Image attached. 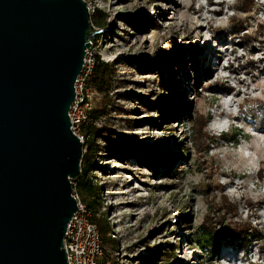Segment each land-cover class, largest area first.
I'll use <instances>...</instances> for the list:
<instances>
[{"label":"rangeland","instance_id":"1","mask_svg":"<svg viewBox=\"0 0 264 264\" xmlns=\"http://www.w3.org/2000/svg\"><path fill=\"white\" fill-rule=\"evenodd\" d=\"M84 1L91 53L113 70L89 173L115 241L105 261L264 264V0L246 13L238 0ZM218 218L246 235L214 249L202 226Z\"/></svg>","mask_w":264,"mask_h":264},{"label":"water","instance_id":"2","mask_svg":"<svg viewBox=\"0 0 264 264\" xmlns=\"http://www.w3.org/2000/svg\"><path fill=\"white\" fill-rule=\"evenodd\" d=\"M91 33L84 0H0V264H68L83 155L68 112Z\"/></svg>","mask_w":264,"mask_h":264},{"label":"trees","instance_id":"3","mask_svg":"<svg viewBox=\"0 0 264 264\" xmlns=\"http://www.w3.org/2000/svg\"><path fill=\"white\" fill-rule=\"evenodd\" d=\"M242 2V3H241ZM250 0H238L237 10L246 13L250 11L252 3ZM101 14V11L94 10L93 14ZM104 16V15H103ZM92 19V16H91ZM99 26L104 25V18L98 21ZM93 39L95 35L92 36ZM93 67L89 77L86 80V87L93 93H98L101 96V101L96 108L90 111L89 116L92 123L89 125H82L81 132L85 137V142L83 145V155L81 160V173L80 175L71 182L72 189L75 190L77 196L81 197L80 201L86 206V208L91 213V222L95 223L98 227L101 242L104 245L109 244L111 247H115V241L111 237L112 230L108 221L105 217L100 214L101 204L99 201V193L97 188L92 184L89 173L91 172L95 152H96V138L100 135L101 131L94 125L95 122L100 120L106 113L107 106L111 103V79L113 77V70L107 62L100 59L98 55L93 56ZM201 128H204L202 124ZM225 201V208L229 212L235 211V205ZM213 224V223H212ZM217 225H221L218 230L213 227V225L202 226L203 231L209 236L210 245L217 249L219 246L220 239L235 240L246 235L248 231V225H235V223H228L223 225L222 218H218L216 221ZM159 258L163 262H167L170 259V253L167 251L158 252ZM105 259L103 264H105Z\"/></svg>","mask_w":264,"mask_h":264},{"label":"built area","instance_id":"4","mask_svg":"<svg viewBox=\"0 0 264 264\" xmlns=\"http://www.w3.org/2000/svg\"><path fill=\"white\" fill-rule=\"evenodd\" d=\"M87 7L91 14L89 5ZM89 44L91 46L85 52L82 70L75 82V99L68 112L71 132L81 142L82 146L85 137L81 132V127L92 123L89 113L94 108L92 103L93 92L86 87V80L94 64V55L91 53L93 38L89 40ZM72 196L76 199L77 211L68 223L63 240L67 263L103 264L105 249L100 239L98 227L91 222V213L73 189ZM105 264H109V262L106 261Z\"/></svg>","mask_w":264,"mask_h":264}]
</instances>
